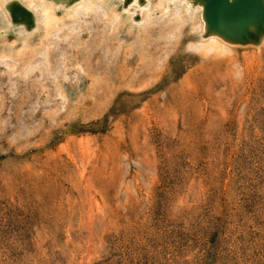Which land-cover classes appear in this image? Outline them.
I'll list each match as a JSON object with an SVG mask.
<instances>
[{
    "label": "rangeland",
    "instance_id": "1",
    "mask_svg": "<svg viewBox=\"0 0 264 264\" xmlns=\"http://www.w3.org/2000/svg\"><path fill=\"white\" fill-rule=\"evenodd\" d=\"M197 4L0 0V264H264V19Z\"/></svg>",
    "mask_w": 264,
    "mask_h": 264
},
{
    "label": "bare ground",
    "instance_id": "2",
    "mask_svg": "<svg viewBox=\"0 0 264 264\" xmlns=\"http://www.w3.org/2000/svg\"><path fill=\"white\" fill-rule=\"evenodd\" d=\"M32 1V0H31ZM42 1H44V0H42ZM191 1H196L198 4H197V6H198V14H199V16L201 17V23H202V31H205L206 32V30H207V28L209 27L210 29H209V31L207 32V36H206V38H205V47L206 48H208V49H210V48H213V47H216L217 46V44H223V42H226L227 40H225L224 39V37H223V35H225V34H230V33H235V32H238L236 29H234V28H236L235 27V24L233 23V22H231L230 20L231 19H233V17H232V15H230V13L228 14V15H225V16H215L214 17V14H216V12H217V9H218V7H217V9L216 8H214L213 7V0H186V2H188V3H190ZM228 4H230V3H234V2H236L237 0H225ZM20 2V1H19ZM40 2V1H39ZM48 2V1H47ZM50 2V1H49ZM22 3H23V1H22ZM33 3V2H32ZM34 4V3H33ZM228 4H226L225 5V7H227L228 6ZM3 5V4H2ZM78 5H80V4H78ZM90 5V4H89ZM26 6H27V4H26ZM134 6V5H133ZM163 6V5H162ZM175 6H177V5H175ZM243 5H242V2H240L239 3V9L242 7ZM0 7H2V6H0ZM30 8V7H29ZM88 8V7H87ZM175 8V7H174ZM251 8V7H250ZM51 9H52V4H49V5H47L46 6V8L43 10V12H44V14H45V18L46 19H49L50 18V16H51V14H50V12H51ZM176 10H177V8H175ZM227 10H228V8H226ZM252 9V8H251ZM30 10V9H29ZM35 10H37V9H35ZM89 10V9H88ZM90 11V10H89ZM35 12V11H34ZM257 12H258V14H259V16L258 17H256V18H243V19H241V22H240V24H239V32L241 31H243V29L245 28V27H247V28H252V27H254V26H256L255 24L258 22V21H260V19L264 16V3H262L261 4V6L260 7H257ZM74 13V12H73ZM180 13V12H179ZM178 13V14H179ZM183 13V12H182ZM181 13V14H182ZM118 14V13H117ZM177 14V13H176ZM177 14V15H178ZM62 14H60V16H61ZM183 15V14H182ZM6 16V15H5ZM85 16V15H84ZM179 16V15H178ZM4 17V16H3ZM64 17V16H63ZM62 17V18H63ZM214 17V18H213ZM42 18V17H41ZM61 18V19H62ZM65 18V17H64ZM177 18V17H176ZM179 18V17H178ZM177 18V19H178ZM5 19H7V18H5ZM57 19V18H56ZM60 19V20H61ZM73 19H74V17H73ZM151 19H153V18H151ZM177 19H176V21H177ZM8 20V19H7ZM49 20H51V19H49ZM64 20V19H63ZM166 20V19H165ZM44 21V20H43ZM169 20H167L166 22H168ZM194 21V20H193ZM35 22V21H34ZM56 22H59V20L58 21H56ZM157 22H159V21H157ZM200 22V21H199ZM198 22V23H199ZM214 22V23H213ZM60 23V22H59ZM85 23V22H84ZM88 23V22H87ZM179 23V22H178ZM185 23V22H184ZM39 24V23H38ZM44 24V23H43ZM160 24V23H159ZM172 24V23H171ZM197 24V23H196ZM2 25V24H1ZM4 25V24H3ZM42 25V24H41ZM62 25V24H61ZM60 25V26H61ZM67 25H69V24H67ZM86 25V24H85ZM154 25H156V23H154ZM158 25V24H157ZM164 25V24H163ZM162 25V27L164 28V26ZM170 25V24H169ZM192 25V24H191ZM195 25V24H194ZM199 25V24H198ZM6 26H7V24H6ZM37 26V25H36ZM50 26V25H49ZM66 26V25H65ZM168 26V25H167ZM177 26V25H176ZM59 27V26H58ZM78 27V26H77ZM158 27H160V26H158ZM173 27V26H172ZM234 27V28H233ZM7 28V27H6ZM42 28H44V27H42ZM53 28H54V26H53ZM56 28V27H55ZM161 28V27H160ZM171 28V27H170ZM169 28V29H170ZM195 28H196V26H195ZM199 28H200V26H199ZM241 28V29H240ZM50 29V28H49ZM48 28L46 29V30H49ZM87 29V28H86ZM165 29V28H164ZM45 30V31H46ZM178 30V29H177ZM183 30V29H182ZM19 31H21V30H19ZM37 31V30H36ZM184 31V30H183ZM182 31V32H183ZM193 31V30H192ZM22 32V31H21ZM42 32V31H41ZM50 32V31H49ZM68 32V31H67ZM199 32H200V30H199ZM19 33V32H18ZM46 33V32H45ZM48 33V32H47ZM46 33V34H47ZM179 33H180V31H179ZM5 34V33H4ZM24 34V33H23ZM29 34H30V32H29ZM137 34V33H136ZM147 34V33H146ZM171 34H174V33H171ZM183 34V33H182ZM192 35V34H191ZM24 36H26V34H24ZM44 36V35H43ZM43 36H42V38H43ZM48 35H46V37H47ZM175 37V36H174ZM143 38V37H142ZM73 39V38H72ZM64 40H66V39H64ZM69 40V39H68ZM16 41V40H15ZM189 41V40H188ZM204 41V40H203ZM190 43H193L192 41L190 42ZM196 43V42H195ZM203 43H201V45H202ZM20 45V44H19ZM36 45V44H35ZM41 45V44H40ZM39 45V46H40ZM188 45V44H187ZM10 46V45H9ZM9 46H7V47H9ZM12 46V45H11ZM29 46V45H28ZM194 46V45H193ZM6 47V48H7ZM21 47V46H20ZM45 47V46H44ZM203 47V46H202ZM0 48H1V46H0ZM10 48V47H9ZM17 48V47H16ZM22 48H23V46H22ZM28 48H30V47H28ZM36 48H37V45H36ZM43 48V47H42ZM189 48V47H188ZM199 48V47H198ZM18 49V48H17ZM25 49V48H24ZM31 49V48H30ZM192 49V48H191ZM200 49V48H199ZM214 49V48H213ZM232 49V48H231ZM15 50V49H14ZM29 50V49H28ZM37 50V49H36ZM198 50V49H197ZM217 50V49H216ZM17 51V50H16ZM206 51V50H205ZM212 51H215V50H212ZM244 51V50H243ZM24 52V51H23ZM41 52V51H40ZM210 52V51H209ZM216 52V51H215ZM233 52V51H232ZM6 53V52H5ZM34 53V52H33ZM219 53V52H218ZM3 54V53H2ZM34 54H36V53H34ZM217 54V53H216ZM218 55V54H217ZM0 56H4V55H0ZM45 57V56H44ZM55 58V57H54ZM3 59V58H2ZM6 59V58H5ZM6 61H8V60H6ZM63 61V60H62ZM1 62V61H0ZM3 62V61H2ZM51 62V61H50ZM6 64V63H5ZM30 64H31V62H30ZM35 64V63H34ZM32 65V64H31ZM27 68V67H26ZM35 68V67H34Z\"/></svg>",
    "mask_w": 264,
    "mask_h": 264
},
{
    "label": "water",
    "instance_id": "3",
    "mask_svg": "<svg viewBox=\"0 0 264 264\" xmlns=\"http://www.w3.org/2000/svg\"><path fill=\"white\" fill-rule=\"evenodd\" d=\"M242 2V7L239 9V3ZM213 7L217 9H219V7H223V5L228 4L225 0H213ZM261 6V1L260 0H237L236 2H234L233 4L230 3L228 4V6L226 8H228V11H230V15H232L233 19H231L230 21L233 22L235 24L234 29H236L239 32V24L241 22V19L243 18H256L259 16L258 12H257V7ZM252 9H251V8ZM226 10V9H225ZM224 10V11H225ZM223 10L222 11H218L217 14H214V17L218 16V14H224ZM213 17V18H214ZM264 19V16L260 19L262 20ZM214 23V22H213ZM241 29V28H240Z\"/></svg>",
    "mask_w": 264,
    "mask_h": 264
}]
</instances>
